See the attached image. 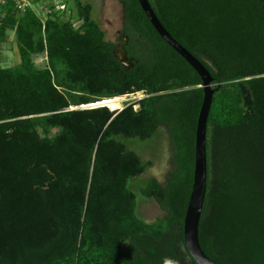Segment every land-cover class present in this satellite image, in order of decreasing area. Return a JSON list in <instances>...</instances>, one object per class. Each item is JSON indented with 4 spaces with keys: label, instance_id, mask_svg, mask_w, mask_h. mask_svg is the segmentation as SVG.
<instances>
[{
    "label": "trees",
    "instance_id": "obj_1",
    "mask_svg": "<svg viewBox=\"0 0 264 264\" xmlns=\"http://www.w3.org/2000/svg\"><path fill=\"white\" fill-rule=\"evenodd\" d=\"M71 1L44 22L31 9L0 8V43L14 31L20 59L0 67V264H195L183 221L201 79L137 0H118L130 70L92 6ZM148 2L220 85L207 119L200 247L215 264H264V0ZM39 54L43 68L33 62ZM137 92L145 94L137 110L69 109ZM161 126L172 168L164 184L139 189L164 212L145 222L129 182L148 164L123 140L146 141Z\"/></svg>",
    "mask_w": 264,
    "mask_h": 264
},
{
    "label": "rangeland",
    "instance_id": "obj_2",
    "mask_svg": "<svg viewBox=\"0 0 264 264\" xmlns=\"http://www.w3.org/2000/svg\"><path fill=\"white\" fill-rule=\"evenodd\" d=\"M68 2L72 6L71 0H47V6L55 5L53 2ZM83 3H89L92 6V18L98 23L99 27L105 34V40L117 44L120 38L122 29V11L118 0H81ZM44 6V7H43ZM42 7V8H41ZM46 5H40L34 8L35 12L41 18H44V9ZM74 11H72V14ZM4 16V11L0 9V18ZM65 18H63L64 20ZM78 23H75V27ZM6 39L0 43V67L9 68L19 64L20 59L17 51L14 31L6 32ZM34 65L37 68L46 66L45 54H39L33 57ZM145 97L143 92H137L132 95H126L119 98L124 99L119 109L113 112H119L121 109L132 105L134 110L138 109L137 102ZM101 102V101H99ZM91 103L92 105L98 104ZM81 105L77 107H70L69 109H87L94 108L92 105ZM103 106V105H102ZM99 107V106H96ZM110 110L107 106H105ZM111 111V110H110ZM125 147L128 150L135 152L142 161L148 164L145 172L132 179L129 182V188L137 194V216L145 222H153L157 218L164 215V212L159 208L157 203L152 199H144L139 195V189L146 185V183L155 179L160 184H164L167 180L168 173L172 168L171 164V144L169 134L164 126L158 128L155 134L146 141H139L136 139L123 140Z\"/></svg>",
    "mask_w": 264,
    "mask_h": 264
},
{
    "label": "water",
    "instance_id": "obj_3",
    "mask_svg": "<svg viewBox=\"0 0 264 264\" xmlns=\"http://www.w3.org/2000/svg\"><path fill=\"white\" fill-rule=\"evenodd\" d=\"M137 2L159 37L187 62V64L200 77L202 82V85L199 87L202 88L203 99L195 129L193 181L183 221V240L186 250L195 264H215L204 254L200 247L198 228L202 215L207 183V119L211 108L213 95L220 85L218 84L216 88H214L213 78L211 77L208 70L197 58H195L184 47H182L162 26L148 0H137ZM127 42L128 37L122 33L121 40L115 46L114 55L117 57L119 63L125 70H130L133 68V63L128 60L126 50L124 49ZM102 105L103 104H95L91 107Z\"/></svg>",
    "mask_w": 264,
    "mask_h": 264
},
{
    "label": "built area",
    "instance_id": "obj_4",
    "mask_svg": "<svg viewBox=\"0 0 264 264\" xmlns=\"http://www.w3.org/2000/svg\"><path fill=\"white\" fill-rule=\"evenodd\" d=\"M33 1L34 0H0V8H3L7 6L8 4H12L16 14L18 15H23V13H25L26 10L31 9L38 16L34 8L38 7L39 4L46 5V8L44 9V12H43L45 15L44 18H41L40 16H38L41 22H44L52 13L61 14L66 7L65 5L66 2L64 1H60L58 3L53 2V4L55 5H52V7L47 6L46 4L47 0H40L37 3H34ZM45 59H46V56H45ZM129 95H132V94H129Z\"/></svg>",
    "mask_w": 264,
    "mask_h": 264
},
{
    "label": "bare ground",
    "instance_id": "obj_5",
    "mask_svg": "<svg viewBox=\"0 0 264 264\" xmlns=\"http://www.w3.org/2000/svg\"><path fill=\"white\" fill-rule=\"evenodd\" d=\"M123 100L124 99H122V98L116 97L113 99L103 100V101L99 102L98 104H103V105L107 106L111 111H113V110H117V109L121 108L120 104Z\"/></svg>",
    "mask_w": 264,
    "mask_h": 264
},
{
    "label": "flooded vegetation",
    "instance_id": "obj_6",
    "mask_svg": "<svg viewBox=\"0 0 264 264\" xmlns=\"http://www.w3.org/2000/svg\"><path fill=\"white\" fill-rule=\"evenodd\" d=\"M122 29H121V32H120V38H121V35H122ZM124 34V33H123ZM120 40H118V42H119ZM117 42V43H118ZM128 43V42H127ZM127 45V44H126ZM125 45V46H126ZM264 143V142H263ZM209 154H210V151H209ZM260 169H261V171H260V173H259V179H260V181H262L263 183H264V163H263V165H260Z\"/></svg>",
    "mask_w": 264,
    "mask_h": 264
}]
</instances>
